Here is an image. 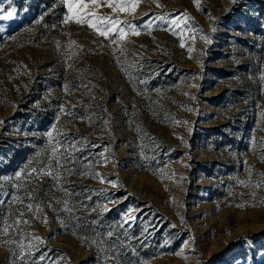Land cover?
I'll list each match as a JSON object with an SVG mask.
<instances>
[{"label":"rangeland","instance_id":"1","mask_svg":"<svg viewBox=\"0 0 264 264\" xmlns=\"http://www.w3.org/2000/svg\"><path fill=\"white\" fill-rule=\"evenodd\" d=\"M69 2L0 0V264H264V0Z\"/></svg>","mask_w":264,"mask_h":264},{"label":"snow or ice","instance_id":"2","mask_svg":"<svg viewBox=\"0 0 264 264\" xmlns=\"http://www.w3.org/2000/svg\"><path fill=\"white\" fill-rule=\"evenodd\" d=\"M95 2H96V0H92L93 4H95ZM77 6H78V9L80 10L77 13V15L80 16V18L77 19V21H76L78 24H87L90 28H93L96 32H98L99 35L105 36L106 38L109 36L110 33L116 32V31L119 32L120 40H123L125 38V35H126L125 30L123 28L117 29L115 27L116 24L121 23L120 21L113 20L112 17H95L94 13L91 14L93 17H95L93 20L86 19L84 17H85V10L87 9V5L80 2V0H77ZM108 6L110 8H113L114 11H117V10L123 11L127 7V5L123 4V3H117L115 6H113L112 4H109ZM68 7H69V11H72L73 3L71 2V0L68 4ZM133 7H135V5H133ZM12 15H13L12 12H8L7 15L0 17V19H10L12 17ZM105 22L107 24L112 25V26L111 27H105ZM172 24L176 25L177 27L180 26L177 19H173ZM133 31H134V29H133ZM181 46H183V44ZM48 174H50V173H48ZM19 175H20V173L17 174V176H19ZM259 186L260 185L258 184L257 187H259ZM30 198H31V194H30ZM239 206L240 205H238V207ZM28 207L30 210L32 209L31 204H29ZM37 211H39V209H37ZM20 216L23 217V213H21ZM21 222L29 223L26 220H18L17 221V223H21ZM9 230H10V226L5 225V227L3 228L4 234L7 235ZM36 239H39V237H36Z\"/></svg>","mask_w":264,"mask_h":264}]
</instances>
